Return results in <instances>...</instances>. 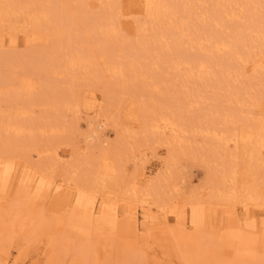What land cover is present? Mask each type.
Instances as JSON below:
<instances>
[{"label":"bare ground","instance_id":"6f19581e","mask_svg":"<svg viewBox=\"0 0 264 264\" xmlns=\"http://www.w3.org/2000/svg\"><path fill=\"white\" fill-rule=\"evenodd\" d=\"M123 23H136L133 37L122 32ZM79 79L100 94H82ZM127 97L138 130L117 129L112 119L118 141L108 147L104 127ZM0 99V190L12 177L10 188L26 205L67 154L47 149L38 136L66 133L68 114L78 127L82 107L93 112L81 133L82 162L68 165L53 194L73 190L71 215L84 225L95 212L114 220L117 208L102 198L96 206L93 193L114 187L127 152L136 149L135 166H142L146 151L139 147L154 142L168 149L164 171L149 180L144 171L140 183L122 191L144 213L154 207L165 221L167 214L178 216L167 196L182 188L175 159L210 149L221 179L208 197L234 201L243 189L260 207L264 227V0H0ZM95 142L98 154L90 148ZM47 153L52 163L36 161ZM183 198L190 223L208 217L224 226L214 240L233 259H262L256 229L243 226L232 208L193 193ZM8 221L0 216L4 229L18 218ZM23 224L18 229L30 233L31 224Z\"/></svg>","mask_w":264,"mask_h":264},{"label":"rangeland","instance_id":"374dc122","mask_svg":"<svg viewBox=\"0 0 264 264\" xmlns=\"http://www.w3.org/2000/svg\"><path fill=\"white\" fill-rule=\"evenodd\" d=\"M135 27L136 23L129 26L123 23L122 32L127 37H133ZM78 82L82 94L90 92L100 94L97 86L90 85L85 79H79ZM133 101L131 97H127L111 112V118L104 127L102 136L106 139V146L111 147L118 141L112 119L116 121L117 129L138 130L137 112L131 114L129 111L134 107V104H131ZM0 103L3 105L1 99ZM70 115L65 116L66 133H59L55 138L48 139L45 136H38L47 149L55 148L58 151L64 149L67 150V154L56 165L59 170L46 172L39 197L34 203L26 205L15 196V192L10 188L12 177L7 179L4 191L0 190L1 218L6 220V224L8 220L18 218L14 228L9 226L4 229L0 226V264H264V227L261 224L260 207L252 201L250 194L240 189L234 201L226 202L208 197L221 179L220 174L216 173L220 168L216 153L210 149L175 159L172 170L176 176L175 180L180 181L179 185L182 184V188L178 194L171 189L166 195L172 196L173 202L177 205L173 209L180 211L178 216L167 214L168 218L165 221L161 212L154 207L150 212L144 213L140 204L136 206L137 204L127 199L122 192L123 186L132 182L140 183L144 179L142 172L145 171L144 176L149 180L164 171L170 158L168 149L153 142L139 147L143 152L146 151L142 166H135L136 149L133 153L127 152L119 160L117 176L113 180L114 187H105L93 193L96 206L102 198L108 206L117 208L114 220L107 218L106 215L101 217V212H95L89 224L84 225L73 217L68 201L73 199L74 191H69L63 186L62 191L65 192L56 197L53 191L58 184L65 182L64 175L68 171V165L82 162L84 155L82 152L85 148L83 149L81 133L85 131L86 119L91 118L93 112L91 109L85 110L81 107L78 116L80 118L77 120L78 127L70 122L73 118ZM49 118L50 115L45 120ZM200 141L201 138L196 139V142ZM90 148L93 154L99 153V144L96 142ZM111 156H113L111 152H108L110 159ZM36 161L50 164L51 154L47 153ZM84 166L86 165L82 163L81 167ZM259 183V189L264 190L263 177L259 178ZM2 184L4 183L0 178V187ZM189 193L208 198L212 201L211 205L220 202L215 205L232 208L243 226L253 225L252 227L256 229L254 237L258 244L256 251L258 257L262 259L255 262L246 259L235 260L228 251H225V245L217 246L214 238L218 232L224 231L221 223L208 217L196 225L190 223L189 207L183 198ZM129 204L132 206L129 207ZM133 206L134 209L131 208ZM22 222L25 223L24 228L31 224L30 233L18 229ZM82 234H87L86 242L82 239Z\"/></svg>","mask_w":264,"mask_h":264}]
</instances>
